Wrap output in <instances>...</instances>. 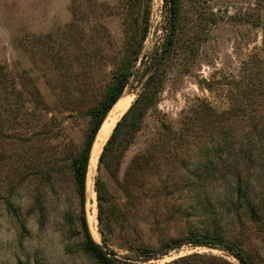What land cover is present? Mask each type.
<instances>
[{
	"label": "rangeland",
	"instance_id": "374dc122",
	"mask_svg": "<svg viewBox=\"0 0 264 264\" xmlns=\"http://www.w3.org/2000/svg\"><path fill=\"white\" fill-rule=\"evenodd\" d=\"M178 3L153 102L116 147L115 174L97 169L98 157L92 178L94 191L97 176L104 185L103 222L96 191L89 199L85 189L87 227L117 264H243L226 245L264 264V156L253 150L247 160L245 137L259 119L264 130V94L252 90L261 81L264 93V0ZM167 18L164 0H0V189L72 175L90 110L131 39L146 28L122 92L129 106L166 40ZM221 127L235 142L215 164ZM79 215L78 199L82 241ZM195 237L215 245L192 244ZM35 264H44L38 255Z\"/></svg>",
	"mask_w": 264,
	"mask_h": 264
},
{
	"label": "trees",
	"instance_id": "16d2710c",
	"mask_svg": "<svg viewBox=\"0 0 264 264\" xmlns=\"http://www.w3.org/2000/svg\"><path fill=\"white\" fill-rule=\"evenodd\" d=\"M164 5L166 7L167 16H168L166 40L159 48L160 50L156 52V55L154 56L152 61V65L146 68V71L150 70L151 73L146 78L142 86L141 92L137 95L134 101L122 114L120 119L116 122L109 138L105 142L102 151L99 155V160H98L99 165L97 169H99L100 166L103 165L111 173L115 174L116 172L115 170L118 167V158H117L118 154L116 147L119 144L128 142V140L130 139V137L133 135L134 131L138 127L139 121L143 116V112H144L143 109L145 108V106H149L153 102L154 93L157 90L158 70L164 59H166V57L168 56L171 46L174 44L176 29H177L176 26L178 21V10H179L178 0H164ZM257 23L258 22H255V25ZM145 36H146V28H144V30L141 32L137 40L135 37L131 39L130 41L131 43H129L121 63L116 68V72L113 75V81L111 85L108 87L105 95L100 100L98 105L90 110L91 122H90L88 134L86 135V138L79 152L75 157L71 159V163H70L72 175L78 190V199L80 206V215L78 217V221L80 224L82 241H86L87 250L90 253L94 254L97 260L101 264H117L116 263L117 260L109 256L103 250V248L93 240L87 227V221L84 212V204H85V189H86L87 175L89 170V162L91 158L92 148L95 142L94 139H96L95 136H97L96 134H98L97 133L99 132L98 130H100L102 124L104 123L106 119L105 116L106 115L108 116L112 108L116 105L120 97L124 94V93L122 94V92L126 87V85L128 84L129 78L133 73L132 72L133 67L136 59L139 56L141 43L144 40ZM257 82L258 83H256L255 88H253L252 90L257 91L256 92L257 95H263L264 94L262 93L263 88L261 89L260 86L261 81H257ZM260 100H262V98ZM255 102H257L256 104L261 103L258 100L249 103L254 104ZM254 117H255L254 115H249L248 119L251 120L254 119ZM253 124H254L253 129L245 136L246 139L248 140L247 160L249 161H252L253 159L252 158L253 150L261 151L260 153H262V155L264 156V130L260 123V119L259 121L253 122ZM258 125L261 126L258 127ZM216 131L217 134L216 137L214 138L216 144L212 152H213V157L216 159L215 164H218L219 162L222 163V161H224V159L222 158V154L223 152H228L229 149H231L232 144L235 142V135L231 127L230 128L221 127L219 130L217 129ZM235 164L237 165V161ZM201 171H204L203 167ZM204 172L202 174H204ZM236 175H238V173ZM204 179L205 178H203V180ZM239 180L238 182H240ZM103 189H104L103 182L100 179V177L97 176L95 179V191H96V201L98 207L97 218L100 223L104 221V217H105L104 216L105 198H104ZM241 193L243 194L242 189L240 191V188L239 189L236 188V195L238 197L239 196L241 197L242 195ZM191 243L215 245V243L211 240L205 241L201 238H196V237L192 238ZM226 246L227 249L231 250L234 253V255L237 258H239V260L243 264H248L246 259L242 256L241 253L233 249L232 246L230 245H226Z\"/></svg>",
	"mask_w": 264,
	"mask_h": 264
},
{
	"label": "clouds",
	"instance_id": "9594fccd",
	"mask_svg": "<svg viewBox=\"0 0 264 264\" xmlns=\"http://www.w3.org/2000/svg\"><path fill=\"white\" fill-rule=\"evenodd\" d=\"M78 190L70 172L0 189V264H99L77 239ZM71 218V219H70Z\"/></svg>",
	"mask_w": 264,
	"mask_h": 264
},
{
	"label": "bare ground",
	"instance_id": "6f19581e",
	"mask_svg": "<svg viewBox=\"0 0 264 264\" xmlns=\"http://www.w3.org/2000/svg\"><path fill=\"white\" fill-rule=\"evenodd\" d=\"M131 96V95H130ZM130 96L125 94L120 97L116 105L112 108L108 116L106 117L104 123L102 124L93 148L91 152V158H90V163H89V171H88V176H87V182H86V190H87V195L89 199H95V191L93 188V173L95 172L96 169V164L97 160L101 151V148L103 146V143L107 139L108 135L110 134L113 126L115 125L116 121L119 119V117L122 115L124 112L125 107L128 105ZM132 101V100H131ZM130 101V102H131ZM129 106V105H128ZM127 106V107H128ZM94 204V203H92ZM94 208V207H93ZM96 209V208H94ZM89 223L93 231H95V224H96V215L93 213L90 215L89 218Z\"/></svg>",
	"mask_w": 264,
	"mask_h": 264
},
{
	"label": "water",
	"instance_id": "95a60500",
	"mask_svg": "<svg viewBox=\"0 0 264 264\" xmlns=\"http://www.w3.org/2000/svg\"><path fill=\"white\" fill-rule=\"evenodd\" d=\"M114 104H115V103H114ZM111 108H112V107H111ZM109 111H110V110H109ZM109 111H108V113H109ZM108 113H107V114H108ZM106 116H107V115H106ZM106 116H105V118H106ZM105 118H104V119H105ZM103 121H104V120H103ZM98 131H99V130H98ZM94 140H95V139H94ZM91 148H92V147H91ZM90 152H91V151H90Z\"/></svg>",
	"mask_w": 264,
	"mask_h": 264
}]
</instances>
